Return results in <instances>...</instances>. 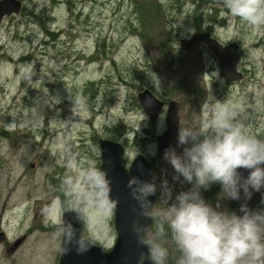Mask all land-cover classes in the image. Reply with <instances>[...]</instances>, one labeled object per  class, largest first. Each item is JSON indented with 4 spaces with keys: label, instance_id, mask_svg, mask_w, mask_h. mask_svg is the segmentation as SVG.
I'll return each mask as SVG.
<instances>
[{
    "label": "rangeland",
    "instance_id": "1",
    "mask_svg": "<svg viewBox=\"0 0 264 264\" xmlns=\"http://www.w3.org/2000/svg\"><path fill=\"white\" fill-rule=\"evenodd\" d=\"M23 1L26 9L0 27V234L7 239L0 244V264H58L67 209L84 216V235L109 246L113 214L106 219L85 209L76 194L82 169L90 161L101 168L99 140L113 133L125 144V168L137 155L154 158L153 213L164 222L162 181L172 189L168 204L189 184L174 180L165 152L157 154L164 119L149 122L137 101L144 90L180 104V127L199 126L208 116L205 101L214 98L234 106L248 130L264 138V26L232 16L222 0ZM199 26L213 28L224 42L241 41L237 71L244 78L224 81L206 48L180 50L179 41ZM176 145L177 135L167 149L179 153ZM206 201L241 214L242 203L264 209V189L236 202L220 199V186L213 184ZM155 232L152 226L144 239ZM159 242L169 250L167 261L176 262L180 254L170 230Z\"/></svg>",
    "mask_w": 264,
    "mask_h": 264
},
{
    "label": "clouds",
    "instance_id": "2",
    "mask_svg": "<svg viewBox=\"0 0 264 264\" xmlns=\"http://www.w3.org/2000/svg\"><path fill=\"white\" fill-rule=\"evenodd\" d=\"M232 16L253 27L264 26V0H222ZM155 83L158 84L156 78ZM205 101L208 116L199 126L180 127L177 145L170 147L163 158L172 166L173 179L183 178L191 185L172 199V189L162 181V200L167 204L164 222L171 232L175 249L179 252L176 264H264V209H250L247 203L235 211L213 207L201 195L213 184L220 186V199L239 201L241 195L250 200L254 192L264 189V138L250 132L238 118L237 110L228 103ZM74 163V161H73ZM246 171L245 176L243 172ZM80 191L76 194L85 209L99 210L106 219L118 206L111 197V181L106 170L95 161L82 169ZM133 199L141 208V215L152 218L150 209L157 186L131 177L127 182ZM60 231L66 243L75 240L78 251H86L87 244L76 238V229L70 221L60 222ZM144 226L136 224L133 232L138 236ZM164 235L163 224L158 223L153 238L148 242L152 264H166L169 250L159 238ZM115 237L109 239V246ZM68 251V249H64Z\"/></svg>",
    "mask_w": 264,
    "mask_h": 264
},
{
    "label": "water",
    "instance_id": "3",
    "mask_svg": "<svg viewBox=\"0 0 264 264\" xmlns=\"http://www.w3.org/2000/svg\"><path fill=\"white\" fill-rule=\"evenodd\" d=\"M20 12V2L15 0L0 1V23L4 16L18 14ZM198 44L204 45L212 56L218 62L219 74L227 82H237L242 79V74L237 71V65L240 60L238 54V45L236 43L222 46L218 41L211 38L210 33H194L189 39H181L179 47L181 51H189ZM139 106L146 114L149 122L155 124L160 113L164 109L165 103L150 90H144L137 95ZM180 104L176 101H170L167 104L165 117V131L157 136V154H163L174 141L179 130ZM99 153L101 158V169L106 170L108 178L111 181V197L119 201L117 208L113 212V227L116 233V240L113 248L106 252L102 247L85 240L81 235L82 220L80 215L73 209L63 211L61 222L70 221L76 229V238L83 239L87 244L86 251H78L75 240L72 243H66L62 235L60 244V258L58 264H152L149 254L148 243L143 241V236L151 227L154 217L152 210L156 201L155 195L149 197L152 201L150 215L148 218L141 215V208L137 200L133 199L127 182L131 177H137L141 181L151 182L155 177L151 171L150 161L143 155H137L126 170L121 165L124 155L123 146L111 140L99 141ZM246 176L247 172L243 171ZM191 185L183 187L182 191H187ZM259 192H254L252 197L257 198ZM201 195L203 193L201 191ZM241 199L237 202L243 201ZM139 224L144 226L141 235L133 232V226ZM24 238L16 242L6 250L8 256L12 255L23 242ZM5 241L3 234H0V244ZM68 251H64V249Z\"/></svg>",
    "mask_w": 264,
    "mask_h": 264
},
{
    "label": "flooded vegetation",
    "instance_id": "4",
    "mask_svg": "<svg viewBox=\"0 0 264 264\" xmlns=\"http://www.w3.org/2000/svg\"><path fill=\"white\" fill-rule=\"evenodd\" d=\"M1 1V0H0ZM15 1H19V0H15ZM20 2V12L18 13V14H12V15H10V16H4L3 18H2V21H1V23H0V27L2 26V23H3V21H4V19H6V18H9V17H13L14 15H19L21 12H23L24 11V9H26L25 8V1H23V0H20L19 1ZM194 32H201V33H203V32H208V33H210V35H211V37L213 38V39H216L217 41H219L220 43H222L224 46L225 45H227V44H229V43H232V42H235V43H237V45H238V48H239V53H241V46H242V43H241V41H239V40H236V41H232V42H224L225 40H222L221 38H219V36L215 33V31L213 30V28H200V26L198 27V29H196V28H194V29H192V33H194ZM262 38H259L261 41H262V43H264V34L261 36ZM203 45H201V48H204V47H202ZM240 55V58H241V54H239ZM242 78H244V76H243V74H242ZM163 101V100H162ZM164 103H165V105H164V108L166 109L167 108V104H168V102L166 101H163ZM165 117H166V112L165 111H163L162 112V114H161V116L159 117V119H161V118H163L164 119V125H165ZM159 119H158V121H159ZM102 140V139H101ZM109 140H111V141H114V142H118L119 140H117V141H115V140H112V139H109ZM100 141V140H99ZM124 145L125 144H122V146L124 147ZM124 149H125V147H124ZM125 154H126V149H125ZM124 157V156H123ZM122 157V158H123ZM124 159V158H123ZM150 162H151V165H152V161H154V158H152V160L151 159H148ZM121 164H122V160H121ZM123 166V165H122ZM124 167V166H123ZM125 168V167H124ZM125 169H127V168H125ZM152 171H153V173H154V167L152 166ZM202 192H203V197H204V199L206 200V196H208L209 195V189L208 190H202ZM81 216H82V218L84 219V216L82 215V214H80ZM84 223H85V219H84Z\"/></svg>",
    "mask_w": 264,
    "mask_h": 264
},
{
    "label": "trees",
    "instance_id": "5",
    "mask_svg": "<svg viewBox=\"0 0 264 264\" xmlns=\"http://www.w3.org/2000/svg\"><path fill=\"white\" fill-rule=\"evenodd\" d=\"M199 3V2H198ZM154 17H155V14H154ZM157 18H159V15L157 14ZM122 127H120V131L119 132H115V131H117L116 130V128L114 129V130H112V132H115V133H117V135H122ZM146 132V131H145ZM120 139V137L119 138H117L115 135H114V133H113V138H112V140H115V141H117V140H119ZM135 143H137L138 142V139H136L135 141H134ZM135 146H136V144H134ZM159 223V218L157 217V216H155V220H154V224H153V227H155L156 228V226H157V224ZM162 224H163V229H164V235L163 236H165L168 232H169V229H168V226H167V223H165V222H161ZM60 228V227H59ZM166 264H176V262L175 261H166Z\"/></svg>",
    "mask_w": 264,
    "mask_h": 264
}]
</instances>
